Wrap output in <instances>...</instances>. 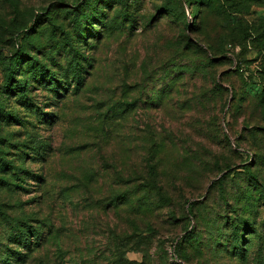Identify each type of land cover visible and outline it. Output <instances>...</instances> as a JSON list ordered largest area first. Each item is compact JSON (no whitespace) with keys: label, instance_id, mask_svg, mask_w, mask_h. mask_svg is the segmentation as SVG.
I'll list each match as a JSON object with an SVG mask.
<instances>
[{"label":"rangeland","instance_id":"374dc122","mask_svg":"<svg viewBox=\"0 0 264 264\" xmlns=\"http://www.w3.org/2000/svg\"><path fill=\"white\" fill-rule=\"evenodd\" d=\"M6 251L264 264V0H0Z\"/></svg>","mask_w":264,"mask_h":264},{"label":"trees","instance_id":"16d2710c","mask_svg":"<svg viewBox=\"0 0 264 264\" xmlns=\"http://www.w3.org/2000/svg\"><path fill=\"white\" fill-rule=\"evenodd\" d=\"M37 239H39V235H37ZM8 255H10V253L8 251H6V260H5V263L4 264H12L10 261H11V257H8Z\"/></svg>","mask_w":264,"mask_h":264}]
</instances>
